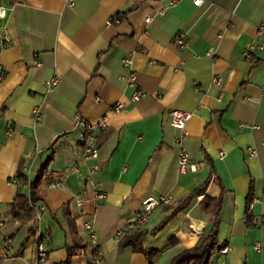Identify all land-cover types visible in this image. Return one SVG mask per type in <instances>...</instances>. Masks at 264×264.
Returning a JSON list of instances; mask_svg holds the SVG:
<instances>
[{
	"label": "crops",
	"instance_id": "1",
	"mask_svg": "<svg viewBox=\"0 0 264 264\" xmlns=\"http://www.w3.org/2000/svg\"><path fill=\"white\" fill-rule=\"evenodd\" d=\"M131 1L0 0L8 9L0 19V264H29L38 234L48 237L45 264L64 262L73 245L65 208L88 244L71 264H171L208 236L216 218L218 245L231 249L229 264H264V52L255 51L253 60L244 56L250 45L264 44L257 28L264 24V0H206L200 7L193 0L173 7L170 0H149L138 9ZM116 16L121 23L108 25ZM147 17H154L151 24ZM178 36L185 37L184 48L175 45ZM131 73L135 86L127 82ZM53 79L58 84L48 93ZM137 89L146 96L133 102ZM118 103L125 108L115 112ZM175 110L191 115L185 147L198 167L194 173L178 168L180 131L170 124ZM77 115L89 124L107 120L94 134L98 160L82 151ZM50 157L40 187L45 211L24 224L9 213L17 171L21 167L33 181ZM73 166L79 174L68 171ZM207 180L205 195L220 202L218 215L202 207L200 196L160 233H150ZM55 182L62 187H51ZM23 192L28 196L29 188ZM252 195L259 202L250 209ZM160 197L172 201L136 227L147 231L143 248L159 251L151 263L119 240L143 202ZM220 262L215 253L212 264Z\"/></svg>",
	"mask_w": 264,
	"mask_h": 264
},
{
	"label": "built area",
	"instance_id": "2",
	"mask_svg": "<svg viewBox=\"0 0 264 264\" xmlns=\"http://www.w3.org/2000/svg\"><path fill=\"white\" fill-rule=\"evenodd\" d=\"M149 0H132L131 4H132V8L133 9H138L142 4L146 3ZM180 2V0H170L169 1V7H173L175 5H177ZM206 2V0H193V3L195 6L200 7L201 5H203ZM70 7L73 6V3H69ZM10 11L12 12L13 9L11 8ZM8 14V9L5 8L4 6H0V19L4 20L6 19ZM160 14L162 16L166 15L165 9H163ZM154 20V17H147L145 19V23L147 24H151ZM112 23L114 24H120L121 23V18L120 16H116L114 17V19L112 21H110L108 23V25H112ZM257 28H258V36L262 37L264 35V24L258 23L257 24ZM11 42L10 37L5 34L3 36V46L4 47H8L9 44ZM175 45L178 46L179 48H184L186 46V42H185V37L184 36H178L175 40ZM255 51H260V52H264V44L263 43H256V44H252L250 45L246 51H245V58L249 59V60H253L254 59V53ZM125 66L129 67L131 64V60L129 59H125L124 60ZM41 63L39 61H36V67H41ZM127 82L129 83V85L131 86H135L136 85V76L134 73H131L128 78H127ZM213 84L215 86H220L222 83V79L221 78H214L212 80ZM58 84V80L57 79H53L49 82H47L46 84V89L47 92L50 93L53 88L55 86H57ZM146 94L137 89L136 92L134 93L133 97H132V101L136 102L138 101L140 98L145 97ZM125 105L123 103H118L115 107L114 110L115 112H119L124 110ZM41 117V113H40V109L38 107H35L33 109V118L35 120H39ZM191 118V115L181 111V110H175L172 111L170 113V124L171 126L180 131V136L176 139V143L179 145V157H178V168L180 173L182 174H187V173H194L198 170V167L196 164L191 162V157H190V153L187 150V148L185 147V141L188 138V134L186 132V127H187V123L189 121V119ZM76 125L77 127H79L82 130V136H81V147H82V151L84 153V155L87 157V159H91V160H98L99 159V152L98 149L96 148L95 144H94V134L96 131L104 129L105 127H107V120L101 119L98 123L96 124H89L84 122L80 115L76 116ZM9 133H13V129L9 130ZM248 155L249 156H256L257 155V151L255 149H248ZM220 157L223 158L224 157V153H220ZM98 170V167L95 166L93 169H91V174H95ZM68 171L70 173H76L79 174L80 173V169L79 167L73 166L70 167L68 169ZM16 183V181L12 182L11 184ZM51 187L53 188H60L62 187L61 183H51ZM172 201V199L170 197H160V198H148L146 199L143 204H142V209L140 211H138L137 215H136V221L135 222H131L128 224V229H134L136 227H142L144 226L150 216L152 215V213L161 205L163 204H169ZM259 202V200L255 197H252L249 203V208L252 209L253 206ZM84 205V201L83 199H78L77 200V206L78 207H83ZM40 212L45 211V208L42 206L39 209ZM261 224L264 225V217L261 218ZM4 226V221H2L0 219V229ZM84 229L87 231L89 237H90V243L93 246H96V234L95 231L93 229V225L91 222H86L83 225ZM122 234H119L118 236H121ZM47 235L46 234H38V243L35 247V253H34V258L33 260L29 263V264H45L47 258H48V250L45 246V240H47ZM11 239L8 240V243H11ZM255 249L258 251H261V245L257 244L255 246ZM231 249L228 245L224 244L222 245L218 251H217V255L220 256L221 258V262L220 264H229V255H230Z\"/></svg>",
	"mask_w": 264,
	"mask_h": 264
},
{
	"label": "trees",
	"instance_id": "3",
	"mask_svg": "<svg viewBox=\"0 0 264 264\" xmlns=\"http://www.w3.org/2000/svg\"><path fill=\"white\" fill-rule=\"evenodd\" d=\"M53 158L50 157L48 161L43 165L39 171L38 176L30 181L28 176L23 172L20 167L17 171L16 180H18L16 198L15 201L9 207V213L13 218H22L24 224L36 223L37 215L39 212V202L43 196V191L41 190V183L44 177L47 175L49 170V165ZM209 185V180H207L203 186L196 189L188 199L178 208L177 212L161 223L156 229L152 230L150 233L157 235L162 230L166 228L169 222L180 212H183L188 208L191 203L199 198L200 196H205L201 205L203 208L210 209L211 213L218 215L220 210V202L210 199L205 195L206 190ZM29 188V195L24 194V188ZM253 197L249 196L251 199ZM249 199V200H250ZM64 216L66 218L69 231L73 236V245L67 247V259L64 262L58 264H71V260L75 257L81 250L88 247V244L84 243L77 233V227L75 220L72 218L70 210L65 208L63 210ZM218 233H219V220L216 218L213 229L210 231L208 236L197 246L192 249H186L182 251L178 256H176L171 264H212L213 257L215 253L217 254L218 249L222 245H218ZM33 234L35 232L33 231ZM147 234V231H141L139 228H134L125 232V234L119 240V246L121 248H131L134 252L142 253L145 257L152 263L153 259L159 254L157 250L145 249L142 246V239ZM176 240L171 241V245H175ZM90 264H93L92 262Z\"/></svg>",
	"mask_w": 264,
	"mask_h": 264
}]
</instances>
